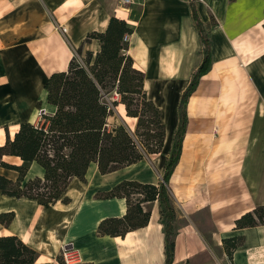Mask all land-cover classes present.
Returning <instances> with one entry per match:
<instances>
[{
    "label": "crops",
    "instance_id": "obj_1",
    "mask_svg": "<svg viewBox=\"0 0 264 264\" xmlns=\"http://www.w3.org/2000/svg\"><path fill=\"white\" fill-rule=\"evenodd\" d=\"M190 1L209 39L211 63L187 99L181 150L166 183L175 211L171 264H224L225 258L264 264V226L235 227L238 217L264 205V0H0V145L6 131L12 136L20 122L54 109L45 81L66 70L86 35L105 30L112 16L132 27L127 53L144 73V90L165 127L159 153L107 174L90 164L85 181L73 178L66 188L67 203L43 206L0 192V213H13L0 235H16L32 247L36 264H60L62 255L67 264H164L159 202L141 204L150 212L145 226L102 235L99 222L122 216L126 201L97 194L122 180L161 181L180 96L203 59ZM99 46L93 39L84 49ZM27 167L25 179L42 176L36 163ZM0 174L17 177L3 167ZM231 237L238 245L229 258L222 239Z\"/></svg>",
    "mask_w": 264,
    "mask_h": 264
},
{
    "label": "trees",
    "instance_id": "obj_2",
    "mask_svg": "<svg viewBox=\"0 0 264 264\" xmlns=\"http://www.w3.org/2000/svg\"><path fill=\"white\" fill-rule=\"evenodd\" d=\"M189 5L203 43V59L180 96L178 124L161 181L151 184L122 180L110 190L97 194L98 198L117 197L126 201L122 216L107 217L99 222L97 232L102 235L124 236L128 231L145 226L150 212L141 204L159 202L165 236L164 264L172 263L175 245V211L166 183L179 158L187 122V99L211 63L209 39L194 3L190 1ZM131 33L132 27L124 19L110 17L105 30L88 33L75 48L66 70L54 72L47 78L43 85L46 102L54 109L40 113L35 122H20L12 136L6 131V140L0 145V167L17 172L14 180L0 174L1 194L24 197L43 206L59 200L67 203L66 188L73 178L85 181L90 164L95 163L100 174H107L162 150L165 127L160 109L147 97L144 73L134 67L127 53ZM93 39L100 43L98 51L85 50L84 44ZM111 93L116 98L110 103L106 97ZM118 104L123 105L126 117L136 119L133 132L124 124L115 125L113 129L109 126L108 118ZM145 111L151 112L152 118L143 126ZM150 124L158 127V131ZM140 127L145 131L139 132ZM143 135L145 138L141 137ZM4 156L16 157L21 163L8 162ZM27 163L40 166L42 176L25 179ZM12 218V212L0 213V224H9ZM256 225L264 226V205L235 220L236 228ZM222 243L230 258L237 248V238H224ZM37 256V252L18 236L0 235V264H36ZM59 263L67 264L62 258Z\"/></svg>",
    "mask_w": 264,
    "mask_h": 264
},
{
    "label": "rangeland",
    "instance_id": "obj_3",
    "mask_svg": "<svg viewBox=\"0 0 264 264\" xmlns=\"http://www.w3.org/2000/svg\"><path fill=\"white\" fill-rule=\"evenodd\" d=\"M116 97L114 96V94L113 93H111V94H109L107 97H106V99H107V101L108 102H110L111 103V101L113 100V99H115ZM113 114H112V116H110L109 118H108V123H109V126L113 129L114 127H115V125H118V124H124L127 128H129L130 130H131V132H133L134 131V129H135V123H136V119L135 120H133V119H130V118H124L123 117V115H122V108L120 107V105H117L116 107H114V109H113ZM124 113V112H123ZM152 117H151V112H149V111H145L144 112V114H143V119H144V124H143V126L144 125H147V121L149 120V119H151ZM147 120V121H146ZM171 126H172V124L170 123V121L168 122L167 121V123H166V128H171ZM150 127H152L153 129H154V131H158V127H156V126H154L153 124H150ZM145 131V128L144 127H140L139 128V132H144ZM141 137H143V138H145L144 137V135L143 136H141ZM140 137V138H141ZM143 138H141V140L143 139ZM173 144V143H172ZM172 149V148H171ZM169 157V156H168ZM133 197H135V195L133 196ZM61 258L62 259H64L65 260V258H64V256L62 255L61 256ZM224 264H229V261L225 258V261H224Z\"/></svg>",
    "mask_w": 264,
    "mask_h": 264
},
{
    "label": "built area",
    "instance_id": "obj_4",
    "mask_svg": "<svg viewBox=\"0 0 264 264\" xmlns=\"http://www.w3.org/2000/svg\"><path fill=\"white\" fill-rule=\"evenodd\" d=\"M122 1V3H125V2H127L128 0H121ZM62 30H64V28L62 29ZM65 256V255H64ZM65 261L67 262V260L65 259Z\"/></svg>",
    "mask_w": 264,
    "mask_h": 264
},
{
    "label": "water",
    "instance_id": "obj_5",
    "mask_svg": "<svg viewBox=\"0 0 264 264\" xmlns=\"http://www.w3.org/2000/svg\"><path fill=\"white\" fill-rule=\"evenodd\" d=\"M43 112H44L43 109H41V110H40V113H43Z\"/></svg>",
    "mask_w": 264,
    "mask_h": 264
}]
</instances>
